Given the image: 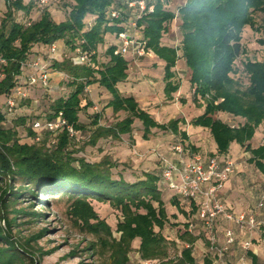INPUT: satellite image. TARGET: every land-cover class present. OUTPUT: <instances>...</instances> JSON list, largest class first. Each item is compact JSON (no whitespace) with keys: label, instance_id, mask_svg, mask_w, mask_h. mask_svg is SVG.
<instances>
[{"label":"trees","instance_id":"trees-1","mask_svg":"<svg viewBox=\"0 0 264 264\" xmlns=\"http://www.w3.org/2000/svg\"><path fill=\"white\" fill-rule=\"evenodd\" d=\"M4 1L7 10L0 22V57L6 58L7 63L5 76L0 79V97L12 91L22 63L33 57L35 45L47 46L62 40L64 57L54 60L50 66L66 73L73 89L68 96L52 99L47 118L61 111L80 130L83 127L79 117L83 108L81 97L87 86L97 85L111 95L108 107L128 115L106 126L99 124L100 115L97 114L90 143L96 144L100 138L119 139L123 134H131L136 118L142 122L145 136L150 135L153 128H160L181 133L184 142L189 138L180 126V122L185 123L184 119L160 123L140 106L135 95H126L120 90L119 84L128 78L129 60L115 52L116 44L107 47V62L101 63L98 59V48L104 44L106 35L118 34L124 28L125 18L111 22L107 10L112 5L122 6L124 0H60L70 3L66 4L70 10L65 20L57 22L51 12L45 10L30 25L17 20L15 14L23 12L25 19L32 18L37 10L36 0ZM171 1L146 0L148 5H154V10L144 12L137 19L146 49L164 62L165 96L173 99L174 93L179 91L181 85L176 81L175 68L178 61L183 60L190 71L193 101L199 107L204 106L203 112L191 119V124L210 130L217 153L229 154L232 143L236 142L251 152L249 161L264 171V143L258 146L251 143L264 123V61L246 59L242 62L243 71L249 77L248 84L234 76L239 72L237 60L246 52L242 43L244 29L249 26L261 32L259 42L264 45V23L260 26L256 22V13H264V0H185L176 11L170 8ZM177 17L181 20L180 43L176 46L164 44V33ZM77 46L91 53L90 63H73L69 54ZM217 113H226L233 120L217 118ZM4 120L0 112V264L37 263L34 255L13 238L10 220L4 211L6 200L24 195L36 198L40 192L43 194L39 199L44 202L49 195L51 199L64 196L74 199L75 215L98 237L102 248L110 252L113 264L129 263V253L136 239L140 240V259L157 260L156 264H199L194 246L201 236L188 230L189 220L183 223L184 230L179 235L183 242L180 253L173 258L169 256L170 245L176 242H170L163 234L169 215L160 171L143 172L134 181L122 176L116 178L112 176L111 164L105 167L100 162L73 157V151L68 150L72 139L65 132L60 133L50 147H47L46 138L50 134L41 141L21 142L18 130ZM17 121L26 124L28 120L19 116ZM27 130L34 139V131L29 126ZM16 182L18 186L14 190ZM92 200L109 203L121 212L116 228L120 233L118 239L113 236L111 226L100 218ZM169 201L188 218L195 217L196 203L174 194ZM31 213L45 215L42 211ZM46 230L42 229L36 237L43 236ZM249 254L253 263L259 264L258 257L253 252Z\"/></svg>","mask_w":264,"mask_h":264},{"label":"rangeland","instance_id":"rangeland-1","mask_svg":"<svg viewBox=\"0 0 264 264\" xmlns=\"http://www.w3.org/2000/svg\"><path fill=\"white\" fill-rule=\"evenodd\" d=\"M183 2L185 0H172L170 8L176 11L178 5ZM66 4L70 3L60 2L50 11L55 21L60 22L67 18L70 6H66ZM6 10L5 1L0 0V22ZM15 15L16 19L22 22L26 18L23 12H16ZM256 22L260 26L264 23V13H256ZM180 23L179 17L172 21L164 33L162 39L164 44L176 46L180 43L182 37ZM261 37V32L249 26L243 31L242 43L246 52L237 60L239 72L234 76L245 85L248 84L249 77L243 71L242 62L246 59L264 61V45L259 42ZM118 42L119 39L115 35H106L104 44L98 48V59L101 63L109 60L106 54L107 47ZM42 45H35L36 49H34L33 55L46 58L47 46L42 47ZM60 45L64 50V41L60 40ZM126 57L129 60L128 78L119 84L120 90L126 95H135L140 106L148 110L160 123H168L175 118L184 119L185 123L180 122V126L182 130H186L189 138L184 142L181 133L160 128H153L151 134L145 136L143 124L136 118L131 134H123L119 139L113 136L100 138L96 144L90 143V135L96 127L94 121L97 114L100 115L99 124L106 126H112L128 115L125 111L116 112L112 107H108L107 104L111 95L104 88L92 85L81 97L83 108L79 117L83 127L79 130L78 138L72 140V144L69 146L68 150L73 151L72 156L84 157L90 162H100L105 167L111 164L112 176L116 178L122 176L128 181L136 180L142 176L143 172L159 173V162L153 154L154 150L171 155V147L174 143H185L184 146L189 155L200 153L204 158L212 155L220 156L221 154L217 153V145L210 130L191 124V119L201 114L204 106L199 107L193 101V89L189 83L190 71L185 62L179 60L177 63L175 68L176 81L180 83L181 87L178 92L174 93L173 99H168L164 94V62L155 53L140 57L128 54ZM68 79L67 74L56 75L54 82L51 79V93H46L41 87L31 88L30 97L17 108L16 114L9 116L7 124L18 130L21 142L31 143L34 139L28 133V124L19 123L17 118L19 116H24L27 120L45 118L52 99L68 96L73 89L69 85ZM3 99L4 97H0V103ZM89 102L91 105H88ZM215 117L224 121L233 120L226 113H217ZM46 138L47 147L52 146L53 136L50 135ZM234 143L235 145L229 155L233 158L239 157V175H247V179L244 178L245 180L242 179L243 181H241L243 183L241 188L258 187L264 189V171L259 170L254 163L249 161L250 151L236 142ZM251 143L253 146L264 143V123L258 128ZM237 151L240 152L239 156L236 155ZM162 185L165 190L163 194L169 215V223L164 228L163 234L170 242H176L175 245L171 244L169 248V256L173 258L180 253L183 247V242L179 238L180 233L184 230L183 223L189 220L195 224L198 221L194 216L188 218L187 215L182 214L179 207L172 206L169 197L173 195V192L165 183ZM17 186L18 182L15 183L13 189L15 190ZM42 194L43 192H40L36 198L24 195V197L16 200L8 199L6 200L7 209L4 211L5 216L10 220L13 238L34 255L37 260L36 264H113L109 257L110 252L102 248L98 237L89 232L82 220L75 215L74 199L66 196L51 199L49 195L44 202L39 199ZM7 198H10L9 195ZM91 203L100 218H103L111 226L113 236L118 239L120 233L116 231V228L117 222L121 218V212L109 203L95 200H92ZM33 211H42L45 215H32L31 212ZM2 224H6L4 219H2ZM42 229H47L45 234L36 237ZM199 241V246L194 249V255H196L199 264H206L207 245L205 237L201 235ZM139 243V239L133 242L128 264H139ZM253 243L259 245V248L263 244L261 240L257 241V239H253ZM237 250V257L239 258L243 254V250L239 247ZM260 255L259 264H264L262 251Z\"/></svg>","mask_w":264,"mask_h":264},{"label":"built area","instance_id":"built-area-1","mask_svg":"<svg viewBox=\"0 0 264 264\" xmlns=\"http://www.w3.org/2000/svg\"><path fill=\"white\" fill-rule=\"evenodd\" d=\"M36 1L37 10L34 15L32 18L24 19L27 25H30L32 20L38 19L45 10L51 11L60 2V0ZM123 3L122 6H110L106 13L111 22L125 18L123 30L115 34L119 39L115 52L125 56L132 54L136 57L154 54L152 50L146 49L137 22L144 12H152L154 5H148L146 0H124ZM64 54L60 42L56 41L47 45L46 58L33 56L22 63L21 73L14 88L0 103V112L5 117V123L9 116L16 114L17 108L30 97L31 88L41 87L51 93V77L55 70L50 65L54 60L63 59ZM69 55L76 65L91 62V53L84 51L81 46H77ZM6 63V58L0 57V79L5 76ZM58 72L66 75L62 71ZM88 90L87 86L85 91ZM27 124L35 133V141H41L46 134H50L53 136L52 143L55 144L58 135L62 132L72 140L79 136V130L61 111L53 118H34L28 120ZM171 152V155H166L154 150L153 154L159 162L163 183L180 199L192 201L197 205L195 218L199 224L191 222L188 230L205 237L211 259L210 263L206 264H228V256L236 244L243 250V254L235 264H254L249 252L255 250L252 236L255 232L264 229V189L255 206L236 213L221 198L226 183L237 170V161L231 155H212L207 158L200 153L189 155L184 144L180 142L172 145ZM221 219L227 223L222 231ZM260 240L264 241V234ZM185 246L188 247L189 244ZM156 262L157 260H139V264H156Z\"/></svg>","mask_w":264,"mask_h":264},{"label":"crops","instance_id":"crops-1","mask_svg":"<svg viewBox=\"0 0 264 264\" xmlns=\"http://www.w3.org/2000/svg\"><path fill=\"white\" fill-rule=\"evenodd\" d=\"M43 46H46V45H42V47ZM34 49H36V46L34 47ZM33 56H35V55H33ZM58 74H60V73L58 71H56V70L52 72V77L51 78H52L53 82L55 80L56 75H58ZM234 145H235V143H232L230 152H232V148L234 147ZM239 153L240 152L237 151L236 155L239 156ZM234 159L237 161V170H236L235 174L230 178V180L226 183L221 198L227 203V205L229 206V208L232 211L237 213V212H241L243 210H246V209H249V208L255 206L257 204V201H258L259 196L261 194V191L263 189H260L258 187H250V188H245V189L241 188V186L243 184L241 181L247 179V175H245V174H240L239 175V172H240V167H239L240 165L238 166L239 157H234ZM259 170H261V169H259ZM263 213H264V210H263ZM226 225H227V223L223 219H221L220 220V229H221V231L223 230V228ZM263 233H264V230H259V231L255 232L252 237L254 239H257V241L258 240L260 241V237L263 235ZM261 242L263 244L260 246V248H259V245H257L255 243V250L256 251L255 250L252 251L258 257V261H260V257H261L260 253H261V251H262V253L264 255V247L261 248L262 246H264V241H261ZM199 244H200V241L198 240V241H196L194 247L195 248L198 247ZM237 246H238V244H236L232 248L231 254H229V256H228V260H227L228 264H235L236 263V261L238 259V257H237L238 250H237V248L238 247L240 248V246H238V247ZM259 249H260V251H259ZM195 257H196V255H195ZM206 257H207V259L211 260L209 258L210 256L208 254L207 248H206Z\"/></svg>","mask_w":264,"mask_h":264}]
</instances>
